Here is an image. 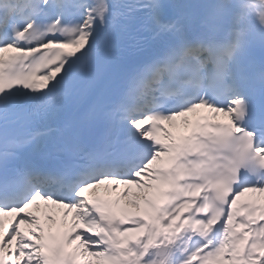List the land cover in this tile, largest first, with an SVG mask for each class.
<instances>
[{"label": "snow or ice", "instance_id": "snow-or-ice-1", "mask_svg": "<svg viewBox=\"0 0 264 264\" xmlns=\"http://www.w3.org/2000/svg\"><path fill=\"white\" fill-rule=\"evenodd\" d=\"M0 264H264V0H0Z\"/></svg>", "mask_w": 264, "mask_h": 264}, {"label": "bare ground", "instance_id": "bare-ground-1", "mask_svg": "<svg viewBox=\"0 0 264 264\" xmlns=\"http://www.w3.org/2000/svg\"><path fill=\"white\" fill-rule=\"evenodd\" d=\"M167 125V129H168V131H169V133H170V135H171V137H172V135H173V133L174 132H176L177 130H178V128H179V124L178 123H176L175 121L174 122H172L171 124H166ZM167 160H166V158L162 161V163H161V165L162 164H164L165 162H166ZM119 187V192H122L123 191V189H124V187H127L129 190H130V193H129V196L128 197H121L120 195V203H119V207H121V206H124L125 205V202L127 201V200H131V199H133L134 198V195L133 194H136V193H138V191L139 190H137L134 186H130V185H120V186H118ZM106 189V188H108L109 189V192H111V193H118L119 194V192H113L112 191V187H111V184H105V185H101V186H99V188H97V189ZM96 190V189H95ZM95 190H89V192L90 193H93ZM154 198V197H153ZM32 208V206L28 209V210H30ZM128 208H129V210H132V211H134V209H132L131 208V205H128ZM36 210H38V209H36ZM49 214H50V217H51V219H49L50 221H52V220H54V221H57V220H59L60 218H58V216L55 214V213H53V212H49ZM6 217H8V218H12L13 216L12 215H8V216H5L3 219H4V221H5V223L7 222V220H5V218ZM43 218H44V220H46V219H48L47 218V215L45 216V214L43 215ZM65 217H62L61 219H60V221H63V222H71V219H64ZM38 221V220H37ZM58 222V221H57ZM53 223H55V222H53ZM70 224V223H69ZM29 226H34V225H29V224H23V223H21L20 224V230H21V232L24 234V235H29V231H28V227Z\"/></svg>", "mask_w": 264, "mask_h": 264}]
</instances>
